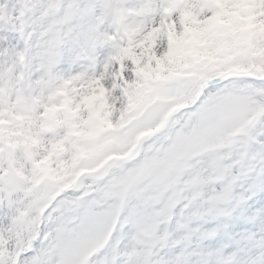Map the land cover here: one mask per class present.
<instances>
[{"label":"snow or ice","instance_id":"1","mask_svg":"<svg viewBox=\"0 0 264 264\" xmlns=\"http://www.w3.org/2000/svg\"><path fill=\"white\" fill-rule=\"evenodd\" d=\"M0 264H264V0H0Z\"/></svg>","mask_w":264,"mask_h":264}]
</instances>
